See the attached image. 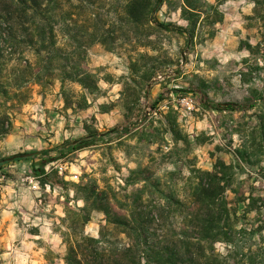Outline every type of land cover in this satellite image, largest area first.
<instances>
[{"label": "rangeland", "instance_id": "1", "mask_svg": "<svg viewBox=\"0 0 264 264\" xmlns=\"http://www.w3.org/2000/svg\"><path fill=\"white\" fill-rule=\"evenodd\" d=\"M108 3L96 0L92 7L73 9L78 17L69 28L75 39L67 42L60 35L63 46L54 61L59 69L69 66L75 47L79 67L95 74L96 88L61 82L56 74L37 82L39 57L23 42L15 44L20 39L0 41V141L18 134L27 146L11 152L0 144V160L33 153L0 162V264H64L67 228L96 237L105 223L102 212L92 210L84 225L76 221L84 202L73 184L89 178L121 200L143 186L145 178L147 184L157 181V188L173 193L174 202L162 207L158 194L146 193L144 209L158 216V233L169 231L174 238L189 212L196 171H211L218 161L233 167L225 192L233 243L216 242L214 253L223 264H261L264 60L247 46L259 44L264 21L251 0H224L218 4L223 19L215 25V36L186 47L184 37L172 31L128 29ZM156 16L162 23L186 25L179 9L163 6ZM98 21L103 35L89 37ZM113 24L116 32L106 31ZM102 37L104 43L98 41ZM184 70L195 79L189 91L179 86ZM185 96L193 99V109L179 103ZM207 102L238 106L217 110L222 119ZM233 118H240L250 142L243 157L236 151L240 139L233 136ZM192 120L206 125L188 132ZM112 128L118 133L54 158L65 141ZM110 231L112 242L125 241L117 230Z\"/></svg>", "mask_w": 264, "mask_h": 264}, {"label": "trees", "instance_id": "2", "mask_svg": "<svg viewBox=\"0 0 264 264\" xmlns=\"http://www.w3.org/2000/svg\"><path fill=\"white\" fill-rule=\"evenodd\" d=\"M219 1L215 5L208 0H108V4L112 7L113 14L128 29L132 26H149L172 31L183 36L185 46L189 47L202 44L215 36V25L223 19L218 4L224 0ZM251 2L254 4V13L264 21V9L261 6L264 0ZM93 4H96V0H0V41L15 43L20 39L15 44L23 42L26 48L39 57L41 62L36 72L37 82L43 75L56 74L61 82L68 80L77 82L84 88H96L95 74L79 67L78 59L74 56V46L72 64L61 69L54 64L63 46L58 40L60 35L67 42L75 39L72 28H69L70 23H75L78 17L73 9L89 8ZM163 5L167 9H179L180 17L186 21V25L160 22L156 14ZM97 24L89 37L103 35V31L99 29L100 22ZM114 25L111 30L106 31L115 33ZM117 28L123 31L122 26ZM134 36L137 38L136 34ZM104 39L102 37L98 41L104 43ZM127 42L130 43L129 38ZM247 49L250 53L255 51L264 60V30L259 44L254 47L248 45ZM206 105L215 110H234L238 106L217 102H207ZM115 131L117 128L65 141L59 147L58 156L54 158L93 145L111 132L118 133ZM22 155L11 157L15 159ZM8 158H3L0 162H5ZM232 169L231 165L218 161L211 171H196L189 212L179 228L180 232L174 238L169 235V231L158 233L154 227L158 216L154 211L144 209L146 205L143 203V196L146 193L148 196L158 194L162 207L168 208L174 202L173 193L157 188V181L147 184L145 178L143 186L125 195L123 200L118 199L110 187L99 188L91 178L86 182L73 184L84 202L76 214V221L84 225L90 221L91 211L98 210L104 214L105 223L100 226L96 237L85 234L83 229L77 232L67 228V232L62 235L65 245L64 264H223L218 261L213 246L216 242L233 243L230 237L231 226L228 224L230 212L225 199V192L230 187L233 175ZM147 185L149 191L146 192ZM159 218L164 222L163 214L160 213ZM109 228L110 233L117 230L122 234L125 241L112 242L107 235ZM261 264H264V256Z\"/></svg>", "mask_w": 264, "mask_h": 264}, {"label": "crops", "instance_id": "3", "mask_svg": "<svg viewBox=\"0 0 264 264\" xmlns=\"http://www.w3.org/2000/svg\"><path fill=\"white\" fill-rule=\"evenodd\" d=\"M165 6V5H163ZM163 6L161 7V9L163 8ZM182 21L186 22L185 20L182 19ZM197 54V53H196ZM185 68V67H184ZM183 77V82L181 85H179L180 87L185 88L186 90L189 89V86L192 88L195 85V79L194 77L189 74V71H183L182 75L179 78ZM178 78V79H179ZM214 81V80H212ZM211 84V82L209 83ZM214 113L217 115V117H221V113L217 110H213ZM225 112V111H223ZM213 113V114H214ZM224 119V118H222ZM206 120V119H205ZM207 122V120H206ZM241 120L240 118H233L231 123L234 125V129H233V136H239V143L237 144L238 148L236 149L237 153L240 156H246V154H248V148H249V141L247 140V136H245V132L242 129V127L240 126ZM189 130L193 131V129L198 128V127H204L206 125L204 120H198V121H191L189 122ZM18 136V134H8L6 135L2 140L0 141V144L6 147H9L11 152H18V151H23L26 150L27 146L24 142H21V138Z\"/></svg>", "mask_w": 264, "mask_h": 264}, {"label": "built area", "instance_id": "4", "mask_svg": "<svg viewBox=\"0 0 264 264\" xmlns=\"http://www.w3.org/2000/svg\"><path fill=\"white\" fill-rule=\"evenodd\" d=\"M179 103L183 104L188 110L194 108V101L190 96H185L179 99ZM3 180V175L0 174V183Z\"/></svg>", "mask_w": 264, "mask_h": 264}, {"label": "water", "instance_id": "5", "mask_svg": "<svg viewBox=\"0 0 264 264\" xmlns=\"http://www.w3.org/2000/svg\"><path fill=\"white\" fill-rule=\"evenodd\" d=\"M29 155H30V153H25L22 156H29ZM8 160H12V157H9Z\"/></svg>", "mask_w": 264, "mask_h": 264}]
</instances>
